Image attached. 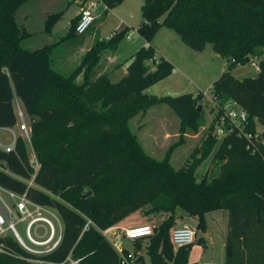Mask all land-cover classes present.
<instances>
[{"label":"trees","instance_id":"obj_1","mask_svg":"<svg viewBox=\"0 0 264 264\" xmlns=\"http://www.w3.org/2000/svg\"><path fill=\"white\" fill-rule=\"evenodd\" d=\"M26 1L0 0V127L17 125L18 98L31 118L30 142L39 166H33L21 135L11 151L0 145V187L53 209L63 230L59 244L40 255L7 232L0 264H121L104 230L146 205L149 212L169 216L153 225L152 235L136 239L137 263L146 264L145 251L152 264H188L192 244L175 248L171 238L177 209L204 231L206 214L223 208L229 211L226 264H264V144L252 152L236 130L222 138L213 134L230 99L247 111L249 130L264 125V0H144L137 31L149 44L126 60V74L117 82L110 71L96 76L95 68L117 48L127 27L108 40L97 39L80 64L65 72L54 66L53 44L23 45L34 34L17 18ZM104 1L114 8L124 0ZM56 15L49 16L46 31ZM78 18L69 37L77 34ZM162 27L174 29L197 51L211 43L227 59V68L213 82L217 111L209 132L180 167L171 162L172 149L161 159L148 153L131 127L132 119L157 104L174 110L183 134L206 124L197 102L201 94L146 91L175 69L151 43ZM246 57L258 60V74L239 79L232 70ZM209 157L211 165L198 178L199 166ZM88 190L92 194L83 198Z\"/></svg>","mask_w":264,"mask_h":264},{"label":"rangeland","instance_id":"obj_2","mask_svg":"<svg viewBox=\"0 0 264 264\" xmlns=\"http://www.w3.org/2000/svg\"><path fill=\"white\" fill-rule=\"evenodd\" d=\"M87 1L89 2L91 0ZM143 3L144 0H124L122 3L118 4L115 9L109 8V11L104 13L102 10L103 4L100 1L98 8L94 10L96 15L99 14L94 24L95 28L91 29V31H87L82 36H80V34H75L66 41H63L65 37H69L71 34L73 20L78 13L81 12L83 5L82 0H27L20 7L17 18L20 23H23V25H25L29 31H33L34 34L25 39L23 45L28 47L29 44L43 45L45 43L60 41L62 43L59 45L57 54H61V52H67L71 47L75 48L77 46V41L84 39V48L89 49L95 37H98L97 39L108 40L109 37H112L116 32L120 33L128 25L127 34L129 33L131 38H127V35H124L114 53L118 62L123 65L109 73L111 80L117 82L126 74V67L124 64L126 59L146 42V40L137 33V27L141 23ZM51 14L57 15L52 19L51 30L48 32L45 28ZM168 36H172L171 39H169ZM151 43H153L157 49V56L164 55L160 53L161 51L162 53H167L166 55L175 63L176 69L168 77L151 85L146 90L147 93L160 96H176L190 92L201 94L198 95L197 102L199 104L202 103V111L205 112L206 124L201 127L198 132L183 134L180 131V118L174 110L167 104H157L151 107L145 115H138L132 119L131 127L132 130L138 134L148 153L161 159L172 149L170 153L171 162L176 167H180L189 158L194 148L201 145L203 139L207 136V132H209V125L217 111L213 101V82L227 68V59L216 53L211 43H208L206 48L201 51L190 48L181 41L178 33L174 29L168 27H162L152 39ZM102 59L100 65L102 62L106 61L105 55ZM54 62L56 68L67 72L77 67L81 60L74 54H71L68 59V64L58 58ZM256 63H258L257 59L254 63L251 60L244 64H238L233 68L232 73L239 79L247 76L254 77L258 74ZM100 65L95 68L96 76L102 71ZM82 77L83 75L81 74L79 79L82 80ZM25 119L28 126H30L31 118L27 113L25 114ZM15 130L17 133L20 132L19 125ZM10 136L11 134L8 131L0 130L1 141L9 140ZM181 139H183V141L175 145V143L179 142ZM27 145L32 153L33 149L29 140H27ZM210 160L211 157L205 159L201 163L196 173L198 178H201L208 169V166L211 165H209ZM212 166L214 167V165ZM0 192L12 203L5 192L2 190H0ZM149 208L150 205H146L126 216L115 225L116 230H121L123 225H127L130 220L135 218H139L146 222L143 224L145 226H153L154 223L160 221L165 212L153 213L149 212ZM177 212L183 213L184 211L178 208ZM54 213L57 218L50 214H48V216L53 219L57 231L59 232L63 229V222L59 214L55 211ZM217 218L218 226L222 227V218L219 216H217ZM12 219L23 240L29 242L26 233L27 221L19 220L16 217H12ZM34 228L35 226L32 228V234H34ZM213 229L216 237V246L214 248L218 251L219 235L221 232L220 228L217 226L213 227ZM7 232L11 233L12 231L8 230ZM39 232L43 234L45 228L40 226ZM147 240L146 238L143 239V241ZM122 243L124 248L130 251L135 250L133 240L124 237ZM137 253L140 252L138 251ZM143 253L146 264H152L150 255L145 251ZM69 264L76 263L70 262Z\"/></svg>","mask_w":264,"mask_h":264},{"label":"built area","instance_id":"obj_3","mask_svg":"<svg viewBox=\"0 0 264 264\" xmlns=\"http://www.w3.org/2000/svg\"><path fill=\"white\" fill-rule=\"evenodd\" d=\"M100 1L102 2L104 9L109 8L104 0L89 1L84 7H82L79 14L75 27V32L77 34H84L93 26L97 17L94 10L98 8ZM128 37H130V35H128ZM254 61L255 60L252 59L253 63ZM255 65L258 68V64L256 63ZM15 108L21 133L17 134L11 129V127H8V130L13 136V142L11 145L3 147L6 151L14 149L16 139L19 135H21L26 141H31V127L28 126L26 122L25 109L20 102H16ZM248 124L249 120L247 111L234 100L230 99L224 103L221 115L215 120L213 134L218 138H222L236 130L239 136H244L247 139V147L252 152H257L264 144V125L258 123L256 129L253 131L247 128ZM31 162L35 168H38L39 163L35 154H31ZM0 190L14 200V203H10L0 192V250H3L2 238L8 230L12 231L18 242L27 251L33 254L40 255L54 249L61 240L63 230L62 229L58 232L55 222L50 216H48V214H50L57 218L54 210L50 207L31 201L25 194L19 195L13 191L3 189L2 187H0ZM12 217L27 221L26 233L29 242L23 240ZM33 226H35L34 234H32ZM40 226L45 228L43 234H40L39 232ZM110 229L113 233L108 239L119 251L121 255V264H136L139 256L136 251H130L124 248L122 243L124 237L135 241L138 238L152 235L154 232L153 226L151 225L122 227V229L118 231L116 230V226H112L104 230V234L107 237ZM197 236L198 231L195 227L183 225L173 229L171 238L174 246L179 248L181 246L193 244L197 240ZM72 262L77 264L78 260Z\"/></svg>","mask_w":264,"mask_h":264},{"label":"crops","instance_id":"obj_4","mask_svg":"<svg viewBox=\"0 0 264 264\" xmlns=\"http://www.w3.org/2000/svg\"><path fill=\"white\" fill-rule=\"evenodd\" d=\"M82 3H83L82 7H84L88 3V1L87 0H82ZM109 8L108 9H104V7H103L102 10H103L104 13H107L109 11ZM115 8L116 7H114L113 9H115ZM81 10H82V8H81ZM79 14L80 13H78L76 18L79 16ZM98 16H99V14L96 17V20H95L94 24L96 23V21L98 19ZM74 20H73V22H74ZM142 20H143V17L141 18L140 22H142ZM94 24L90 28V30H88V31H91V29L95 28ZM138 27H137V30H138ZM127 28H129L128 25H127ZM30 32H33V31H30ZM137 33H138V31H137ZM84 34H80V36H82ZM128 35H130V34L129 33L127 34V38H131V37H128ZM31 36H33V34L30 35L29 37H31ZM80 36H78V37H80ZM29 37H27V38H29ZM71 37H65L64 38L65 40H63V41H66L67 39H69ZM171 37H169V39H171ZM97 38L98 37H95V39L93 41V44L97 41ZM23 41H22V43H23ZM60 43H62V42H60V41L59 42L58 41L55 42L54 41V42L45 43V44H53L54 47H53V51H52V57H53L54 61L58 58V59H60V60H62L64 62H66L67 64H68L69 56L71 54L72 55L74 54L75 56L78 57L79 60H81L82 57L85 55V53L93 46V44H92L89 49L84 48V39H80V40L77 41V46L75 48L71 47L72 49L69 48V50L67 52H65V53L61 52V54H57ZM45 44H43V45H45ZM148 44H149V42L146 41L144 45H148ZM43 45H31V44H29L28 48L34 49V48L41 47ZM118 46H117V48H118ZM117 48L115 50H113V51H108V52H106L104 54L105 57H106V61L102 62L101 65L99 64L100 67L102 68L101 73L105 72V71L115 70L113 68L116 65H119V64L123 65L122 63L118 62V59H117V57L114 54L116 52ZM138 49H136V50H138ZM160 53L164 54L166 57L164 55H160V56H164L165 58L170 60L175 65V63L166 55L167 53L166 54L162 53V51ZM103 58H104V56H103ZM124 64H125L126 71H127L128 62L125 61ZM175 69H176V65H175ZM175 69H174V71H175ZM257 70H258V68H257ZM16 102H20L22 104V102L18 98L15 99V104H16ZM18 125H19V121H18L17 125H15L14 127H11V129H13L16 132L15 128L18 127ZM19 129H20V126H19ZM0 130L8 131L11 134V132L8 130V127H0ZM20 133H21V130L17 134H20ZM12 142H13V136L11 135L9 140H5V141H1L0 140V145L2 147L8 146V145H11ZM31 154L33 155L34 153L32 152ZM9 199H10V201L12 203H14L13 199H11L10 197H9ZM179 214H180V217H178L177 222L175 224V227H179V226H183V225H189V226L197 228V223H196L195 219H193L192 217H190V216H188V215H186V214H184L182 212H180ZM168 216H169V213H165L164 215H162L160 221L154 223L153 225L155 226L156 224H159L164 219H166ZM217 216L222 218V224H221L222 227L218 226V218H217ZM145 223L146 222L140 220L139 218H135L133 220H130L127 223V225H123L122 227H124V226L125 227L126 226L129 227V226H135V225H143ZM206 223H207L206 224V229L204 231H201V230L198 231L197 240L190 247V252H189V257H188V264H226L227 238H228V232H229V211L227 209L218 208V209H215V210H212V211L208 212L206 214ZM215 226L219 227L220 228V232H221V234L219 235V245H218L219 248H218V251H216L215 248H214L216 246V237H215V234H214L213 227H215ZM112 233H113V231L110 229L109 232H108V238L111 237ZM135 241H133L134 248H135ZM139 254L140 253H138V255ZM136 264H137V262H136Z\"/></svg>","mask_w":264,"mask_h":264},{"label":"water","instance_id":"obj_5","mask_svg":"<svg viewBox=\"0 0 264 264\" xmlns=\"http://www.w3.org/2000/svg\"><path fill=\"white\" fill-rule=\"evenodd\" d=\"M246 61L249 62L250 61V58L249 57H246ZM199 110L202 111V103L199 104ZM91 194H92V191L89 190L88 192L84 193L82 195V197L85 198V197L90 196Z\"/></svg>","mask_w":264,"mask_h":264},{"label":"bare ground","instance_id":"obj_6","mask_svg":"<svg viewBox=\"0 0 264 264\" xmlns=\"http://www.w3.org/2000/svg\"><path fill=\"white\" fill-rule=\"evenodd\" d=\"M143 226H145V225H143ZM140 235H143V234H140Z\"/></svg>","mask_w":264,"mask_h":264}]
</instances>
